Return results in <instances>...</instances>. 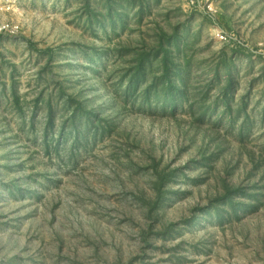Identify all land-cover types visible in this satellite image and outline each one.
<instances>
[{
    "label": "rangeland",
    "instance_id": "1",
    "mask_svg": "<svg viewBox=\"0 0 264 264\" xmlns=\"http://www.w3.org/2000/svg\"><path fill=\"white\" fill-rule=\"evenodd\" d=\"M1 6L0 264H264V0Z\"/></svg>",
    "mask_w": 264,
    "mask_h": 264
},
{
    "label": "built area",
    "instance_id": "2",
    "mask_svg": "<svg viewBox=\"0 0 264 264\" xmlns=\"http://www.w3.org/2000/svg\"><path fill=\"white\" fill-rule=\"evenodd\" d=\"M196 0H188V2H189V5L190 4H193L194 2H195ZM2 8V6H1V0H0V9ZM5 27H8L6 24L3 26V28H5ZM220 38H224V36H220Z\"/></svg>",
    "mask_w": 264,
    "mask_h": 264
}]
</instances>
